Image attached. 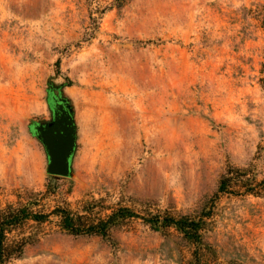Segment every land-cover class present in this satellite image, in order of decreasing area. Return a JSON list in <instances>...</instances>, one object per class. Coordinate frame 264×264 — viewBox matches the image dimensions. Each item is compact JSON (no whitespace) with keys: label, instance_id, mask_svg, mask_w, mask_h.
<instances>
[{"label":"rangeland","instance_id":"obj_1","mask_svg":"<svg viewBox=\"0 0 264 264\" xmlns=\"http://www.w3.org/2000/svg\"><path fill=\"white\" fill-rule=\"evenodd\" d=\"M58 60V66L55 62ZM47 81L72 102L73 177L48 175L27 120L48 118ZM229 166L264 179V0H0V209L84 202L197 216ZM108 211H102L101 215ZM8 264H192L194 246L140 219L111 241L55 217ZM197 264H264V193L223 194Z\"/></svg>","mask_w":264,"mask_h":264},{"label":"trees","instance_id":"obj_2","mask_svg":"<svg viewBox=\"0 0 264 264\" xmlns=\"http://www.w3.org/2000/svg\"><path fill=\"white\" fill-rule=\"evenodd\" d=\"M58 66V60L55 62ZM67 85H60V87ZM49 183L46 191L41 196L47 197L54 194L53 182L60 177L48 175ZM246 194L258 196L264 193V179L257 180L253 166L240 169L229 166L221 176L216 192L203 206L197 216L179 215L173 216L166 211L136 212L133 209L116 205L108 207L101 200L84 202L78 210H71L66 206H56L48 213L37 210V196L30 201L19 205H8L0 209V264H8L12 260L23 256L24 248L32 242L31 235L11 236L28 221L44 223L49 218L57 219L61 231L73 237H99L105 241H111L112 228L121 225L130 219H140L145 225L155 232L166 236L170 230L178 233L184 240L194 246L192 264L198 263V255L205 248L202 233L208 226L212 212L219 195ZM102 211H108L101 215Z\"/></svg>","mask_w":264,"mask_h":264},{"label":"water","instance_id":"obj_3","mask_svg":"<svg viewBox=\"0 0 264 264\" xmlns=\"http://www.w3.org/2000/svg\"><path fill=\"white\" fill-rule=\"evenodd\" d=\"M48 92L51 95L49 104L52 116L42 121L28 119L27 129L44 149L47 158L45 173L71 178V159L76 149L77 135L73 104L61 91L59 94L49 86Z\"/></svg>","mask_w":264,"mask_h":264},{"label":"flooded vegetation","instance_id":"obj_4","mask_svg":"<svg viewBox=\"0 0 264 264\" xmlns=\"http://www.w3.org/2000/svg\"><path fill=\"white\" fill-rule=\"evenodd\" d=\"M49 86L52 88L53 91H56V92H58L59 94H60V91H61V94L65 95V94L63 93L62 87H60V86L55 87V86L52 85L51 83H50L49 85H47V95H48V98H47V108H48V113H49L48 118L52 116V111H51V109H50V104H49V100H50V97H51V95H50L49 92H48V88H49ZM65 96H66V95H65Z\"/></svg>","mask_w":264,"mask_h":264}]
</instances>
